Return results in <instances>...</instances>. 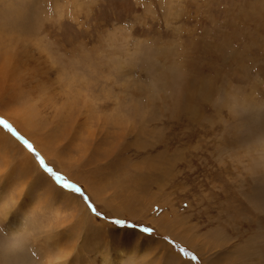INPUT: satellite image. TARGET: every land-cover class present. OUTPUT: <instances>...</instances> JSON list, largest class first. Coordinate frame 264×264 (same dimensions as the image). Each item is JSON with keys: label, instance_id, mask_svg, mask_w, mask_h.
Masks as SVG:
<instances>
[{"label": "rangeland", "instance_id": "1", "mask_svg": "<svg viewBox=\"0 0 264 264\" xmlns=\"http://www.w3.org/2000/svg\"><path fill=\"white\" fill-rule=\"evenodd\" d=\"M0 87V264H264V0H0Z\"/></svg>", "mask_w": 264, "mask_h": 264}, {"label": "snow or ice", "instance_id": "2", "mask_svg": "<svg viewBox=\"0 0 264 264\" xmlns=\"http://www.w3.org/2000/svg\"><path fill=\"white\" fill-rule=\"evenodd\" d=\"M0 125H2V126H3L4 128H6V129H8L9 131H12L10 125H9L7 122H5V121L0 120ZM13 134L15 135V133H13ZM25 144H26V146L31 150V145L27 144V142H25ZM40 164H41L42 167H45V171H46V172H48L51 176H53V177L55 178V180H56L57 183H61L62 178H61L60 176L56 175L55 173H53L52 169L47 168V167L44 165L43 160H40ZM61 186H62V187H65V188H71V189H73V191H75V192H80V189H79V188H76L75 186H73V185H71V184H66V183H64V184H62Z\"/></svg>", "mask_w": 264, "mask_h": 264}, {"label": "bare ground", "instance_id": "3", "mask_svg": "<svg viewBox=\"0 0 264 264\" xmlns=\"http://www.w3.org/2000/svg\"><path fill=\"white\" fill-rule=\"evenodd\" d=\"M6 58H7V57H6ZM6 62H7V61H6ZM8 62H9V60H8ZM5 64H6V63H5ZM4 69H5V68H4ZM2 72H3V71H2ZM3 84H4V83H3ZM3 84H2V85H3ZM1 87H2V86H1ZM1 87H0V88H1Z\"/></svg>", "mask_w": 264, "mask_h": 264}]
</instances>
